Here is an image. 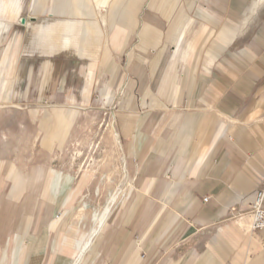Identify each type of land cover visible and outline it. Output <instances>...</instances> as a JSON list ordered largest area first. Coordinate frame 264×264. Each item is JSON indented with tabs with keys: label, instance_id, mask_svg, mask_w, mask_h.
Returning a JSON list of instances; mask_svg holds the SVG:
<instances>
[{
	"label": "crops",
	"instance_id": "crops-1",
	"mask_svg": "<svg viewBox=\"0 0 264 264\" xmlns=\"http://www.w3.org/2000/svg\"><path fill=\"white\" fill-rule=\"evenodd\" d=\"M99 103L130 175L102 226L61 161ZM262 188L264 0H0V264H264Z\"/></svg>",
	"mask_w": 264,
	"mask_h": 264
},
{
	"label": "rangeland",
	"instance_id": "rangeland-1",
	"mask_svg": "<svg viewBox=\"0 0 264 264\" xmlns=\"http://www.w3.org/2000/svg\"><path fill=\"white\" fill-rule=\"evenodd\" d=\"M15 97L16 102L22 100V89H17ZM30 107L33 106L21 104L16 110L29 111ZM79 107L81 119L73 135L63 139L61 161L76 172L90 173L100 185V195L88 210V213H93L105 206L110 191H115L120 185L126 190L130 175L122 168V152L111 136L113 106L99 103ZM9 124H13L12 121Z\"/></svg>",
	"mask_w": 264,
	"mask_h": 264
},
{
	"label": "built area",
	"instance_id": "built-area-1",
	"mask_svg": "<svg viewBox=\"0 0 264 264\" xmlns=\"http://www.w3.org/2000/svg\"><path fill=\"white\" fill-rule=\"evenodd\" d=\"M252 230L264 228V188L255 192L251 202Z\"/></svg>",
	"mask_w": 264,
	"mask_h": 264
},
{
	"label": "bare ground",
	"instance_id": "bare-ground-1",
	"mask_svg": "<svg viewBox=\"0 0 264 264\" xmlns=\"http://www.w3.org/2000/svg\"><path fill=\"white\" fill-rule=\"evenodd\" d=\"M120 185V184H119ZM123 185H120L116 188L115 191L110 193L109 196V203L106 206L105 210H103L102 212H96L95 216H94V221L98 226H102L104 221L106 220L108 213L111 209L112 204L115 202V200L117 199V195L118 193L122 190Z\"/></svg>",
	"mask_w": 264,
	"mask_h": 264
},
{
	"label": "water",
	"instance_id": "water-1",
	"mask_svg": "<svg viewBox=\"0 0 264 264\" xmlns=\"http://www.w3.org/2000/svg\"><path fill=\"white\" fill-rule=\"evenodd\" d=\"M23 21L25 22V19L23 18Z\"/></svg>",
	"mask_w": 264,
	"mask_h": 264
}]
</instances>
